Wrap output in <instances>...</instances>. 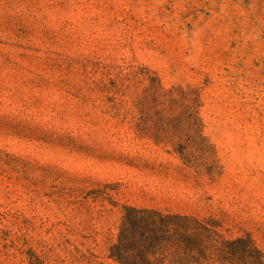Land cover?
Listing matches in <instances>:
<instances>
[{
	"label": "rangeland",
	"instance_id": "1",
	"mask_svg": "<svg viewBox=\"0 0 264 264\" xmlns=\"http://www.w3.org/2000/svg\"><path fill=\"white\" fill-rule=\"evenodd\" d=\"M126 207L264 256V0H0V264H118Z\"/></svg>",
	"mask_w": 264,
	"mask_h": 264
},
{
	"label": "trees",
	"instance_id": "2",
	"mask_svg": "<svg viewBox=\"0 0 264 264\" xmlns=\"http://www.w3.org/2000/svg\"><path fill=\"white\" fill-rule=\"evenodd\" d=\"M211 219L124 208L110 257L118 264H264L249 238H224Z\"/></svg>",
	"mask_w": 264,
	"mask_h": 264
}]
</instances>
